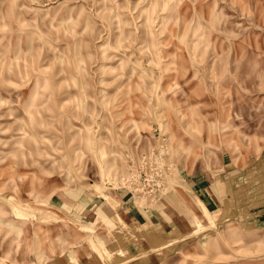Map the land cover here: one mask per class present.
Listing matches in <instances>:
<instances>
[{
    "label": "rangeland",
    "instance_id": "374dc122",
    "mask_svg": "<svg viewBox=\"0 0 264 264\" xmlns=\"http://www.w3.org/2000/svg\"><path fill=\"white\" fill-rule=\"evenodd\" d=\"M263 146L264 0H0V264H100L117 199L179 221L161 264H264L189 186Z\"/></svg>",
    "mask_w": 264,
    "mask_h": 264
},
{
    "label": "crops",
    "instance_id": "0c3cea01",
    "mask_svg": "<svg viewBox=\"0 0 264 264\" xmlns=\"http://www.w3.org/2000/svg\"><path fill=\"white\" fill-rule=\"evenodd\" d=\"M261 154L244 166L225 162L217 177H191L189 186L209 212L255 226L264 225V152ZM117 200L108 216L116 229L107 234L100 247V264H161L165 258L163 249L171 247L179 237V221L171 212L166 215L128 199L120 203ZM71 206L69 212L75 216H83L89 208L77 199Z\"/></svg>",
    "mask_w": 264,
    "mask_h": 264
},
{
    "label": "bare ground",
    "instance_id": "6f19581e",
    "mask_svg": "<svg viewBox=\"0 0 264 264\" xmlns=\"http://www.w3.org/2000/svg\"><path fill=\"white\" fill-rule=\"evenodd\" d=\"M160 14V13H159ZM148 17V16H147ZM210 21H211V19L210 18H208V21L206 22V24L208 23V24H210ZM182 22V21H181ZM181 27H183V26H181ZM197 25H195V26H193V29H197ZM194 32H195V30H194ZM196 34V33H195ZM195 34H193V35H195ZM151 35V34H150ZM152 46H153V44H152ZM151 46V47H152ZM183 59V57H181V61H182V63H181V65H179V67L181 68V69H184V70H189V72H190V69L189 68H187L186 67V65L184 64V60H182ZM149 61H152V58H149ZM184 67V68H183ZM178 69V68H177ZM176 69V70H177ZM194 78H195V76H194ZM199 84V83H198ZM199 96H202L203 95V93H202V91H199V94H198ZM125 100H129V96L127 95V93L125 94ZM33 102H32V100H27L26 102H25V108H28L29 107V104H32ZM207 134L209 135V136H212V134H211V131L210 130H208V132H207ZM212 148H214L213 146H211ZM115 227V226H114ZM249 239L250 240H254V239H257V238H263L264 236H263V234L262 233H255L254 235L253 234H249ZM115 240V239H114ZM79 251V250H78ZM244 264V263H243ZM257 264H263V263H257Z\"/></svg>",
    "mask_w": 264,
    "mask_h": 264
}]
</instances>
